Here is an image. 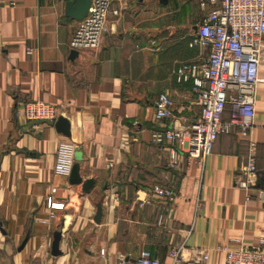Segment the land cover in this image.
<instances>
[{
    "label": "crops",
    "instance_id": "1",
    "mask_svg": "<svg viewBox=\"0 0 264 264\" xmlns=\"http://www.w3.org/2000/svg\"><path fill=\"white\" fill-rule=\"evenodd\" d=\"M68 1L0 0V264H113L121 258L137 264L145 252L172 264L173 247L184 249L180 264L200 252L209 254L207 264H225L218 246L251 247L264 239V196L258 198L264 193V39L250 137L257 175L248 191L241 172L250 146L237 129L219 137L203 166L183 157L176 171L168 167V151L152 144L155 131L172 126L155 118L159 94L172 97L177 116L189 104L191 120L199 117L191 86L175 77L179 65L207 53L189 45L195 0H177L181 25L170 27L163 17L172 0H121L102 50L81 51L74 60L69 43L76 21L66 17ZM29 101L56 106L57 120L27 122L19 112ZM63 141L78 146L77 185L54 173ZM89 181L94 185L86 192ZM155 185L176 193L172 218ZM54 189L66 206L49 221Z\"/></svg>",
    "mask_w": 264,
    "mask_h": 264
},
{
    "label": "built area",
    "instance_id": "2",
    "mask_svg": "<svg viewBox=\"0 0 264 264\" xmlns=\"http://www.w3.org/2000/svg\"><path fill=\"white\" fill-rule=\"evenodd\" d=\"M121 0H92L86 18L76 22L69 47L73 51L100 52L110 32V16L118 15L113 7ZM204 12L203 19L190 42L191 48L207 52L199 60L179 65L175 70L178 84L190 85L195 103L200 108L199 117L191 120V106L182 105L184 115L174 113L175 103L167 93L158 95L155 118L171 123V128L157 130L152 134V144L168 151L170 170H180L183 157L204 165L213 153L221 135L237 129L248 140L250 155L241 172L243 188L255 185L257 162L255 144L250 140L255 118V103L259 78L260 53L264 39V0H195ZM1 8V4H0ZM0 34V41H1ZM29 55L33 50L27 51ZM229 119L224 120L226 113ZM27 122L53 123L58 118L57 108L42 101L24 103L22 110ZM78 146L73 142H60L57 147L54 173L69 178L76 162ZM153 193L166 201L167 217L172 218L176 193L163 185H155ZM47 198L49 221L56 219V212L65 208L57 202L54 194ZM259 192L258 198L263 199ZM251 197L248 196V200ZM49 223V222H48ZM51 223V222H50ZM49 223V224H50ZM183 247H173L168 255L172 264L185 260ZM216 251L225 256V264H264V239L251 247L239 245L218 246ZM209 254L200 252L198 258L187 264H207ZM113 264H125L124 258ZM137 264H164L145 252Z\"/></svg>",
    "mask_w": 264,
    "mask_h": 264
},
{
    "label": "water",
    "instance_id": "3",
    "mask_svg": "<svg viewBox=\"0 0 264 264\" xmlns=\"http://www.w3.org/2000/svg\"><path fill=\"white\" fill-rule=\"evenodd\" d=\"M167 1V0H165ZM92 4V0H71L68 1L66 4V10H65V14L67 18H70L73 21L76 22H80L82 20H84L86 18V16L89 13L90 7ZM79 55L78 51H71L70 54V59L74 60L75 58H77ZM63 120H60L59 124L62 123ZM58 124V125H59ZM80 159V155L77 154L76 155V160ZM71 179H72V184L77 185L79 184V174H78V166L74 165L73 167V171H72V175H71ZM94 185L93 181H89L87 183L84 184V191L88 192L90 191L91 187ZM2 227V224L0 223V229ZM62 240V232L58 231L54 234V239H53V244H52V255L53 256H60L61 255V251H60V243Z\"/></svg>",
    "mask_w": 264,
    "mask_h": 264
},
{
    "label": "rangeland",
    "instance_id": "4",
    "mask_svg": "<svg viewBox=\"0 0 264 264\" xmlns=\"http://www.w3.org/2000/svg\"><path fill=\"white\" fill-rule=\"evenodd\" d=\"M169 5H170L169 7L171 9L170 8L167 9V7H164V17H163L164 27L181 25V23L178 22L177 14L174 13V11L177 10L178 7H180L181 3H178L177 0H172V2H169ZM192 5H193L192 3L190 5H188V10L192 9ZM194 12H195V14H194L192 20L187 23V29L192 34H195L196 29L200 25V23L203 19V16H204V12L199 8L196 1H195ZM182 19L184 20V17H182Z\"/></svg>",
    "mask_w": 264,
    "mask_h": 264
}]
</instances>
